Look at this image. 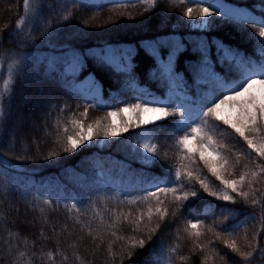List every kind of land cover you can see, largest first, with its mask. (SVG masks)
Listing matches in <instances>:
<instances>
[{
  "label": "trees",
  "instance_id": "obj_1",
  "mask_svg": "<svg viewBox=\"0 0 264 264\" xmlns=\"http://www.w3.org/2000/svg\"><path fill=\"white\" fill-rule=\"evenodd\" d=\"M224 1L254 11L259 19L264 18V0ZM85 2L86 6L67 3V0H55L54 8H45L35 26L39 28L48 19L51 26L47 29V35L43 31L32 30L31 12L28 13L29 22L24 25L23 32H16V22L25 14L23 0H6L7 7L0 5V34L4 37L0 44V89L3 87V80L8 77V65L19 60L24 69L22 80H17L13 90V118L22 111V98L27 95H23L21 91L27 90V85H33L35 89H47L46 92L43 90V94L39 91L34 95L29 92L30 101L32 98L37 101L38 96L48 102L45 104L53 106L46 112L45 105L36 109V114L42 110L45 114L42 119L37 117L42 124V140L37 138V132H19L22 142L27 145V151L21 150L19 142L14 146L9 144L11 136L18 133L13 129L14 125L9 128V136L0 142V151L3 153L0 171L6 173L3 178L22 190L25 186L28 189L26 198L16 192L14 198L0 206V254L5 257L0 259V264H11L17 252L26 253L17 260V264H168L169 249L172 247H176L177 251L170 255V264H201L204 257H208L207 264H225V260L228 264H234L240 258L225 247V239H236L244 251L251 250L246 247L247 243L255 245L259 241L264 246V234L254 238L261 227L258 209L245 205L240 197H236L235 205L211 197L203 192L195 179L191 184L183 178L180 181L183 192L197 191L202 194V198H191L195 200L191 208L187 207L188 202H183L184 207H178L171 194L160 195V200L164 201L160 207L168 211L163 222L156 215L151 222L147 218L149 205L153 210L157 206L155 199H150L147 203L139 200L135 204L129 202L132 197L144 194L143 186L153 183L149 181L144 184L148 177L153 180L163 179L173 165L194 171L210 184V190L219 191L222 188L220 181L208 172L198 155L194 164L182 159V151L175 146L174 136L167 130L157 132L159 139L154 140L160 147L161 156L167 150V161L146 163L143 160L140 155L143 150L138 147L142 143L138 139L140 128H132L120 137L108 140L97 137L72 153L62 150L66 136L74 134L71 123L73 119L81 120L85 125L97 119L107 123L103 118L109 111L123 107L125 103H136V98L142 97L141 103L144 100L169 99L170 89L158 63L161 58L167 60V55L160 52V48H171L166 37L176 36L184 45L185 50L179 56V65L188 63L193 56L199 57L197 46L203 43L209 53L213 70L224 76L228 62L224 60L221 44L237 51L240 56L259 62L261 57L258 54L256 35L260 25L253 27L251 20L246 25L240 24L221 12L220 15L209 18L207 29L194 28L192 21L183 16L187 7L196 8V4L188 3L187 0L184 3L181 0H157V6L147 12L144 9L150 6L151 0H136L135 7L131 4L117 7L110 0L99 4ZM30 6L36 7L35 0H30ZM216 11L213 9L214 13ZM69 12L71 19L61 22L60 15H67ZM129 14L134 19H129ZM30 30L31 38L25 42V35ZM10 34H15V39L11 42ZM109 45L118 48L120 61L127 56L124 63L105 55ZM153 45L156 55H153ZM73 54L79 57V63L74 69L70 67ZM13 75L15 76V72ZM30 75L32 77L29 78ZM90 79L95 85H99L101 96L94 91V86L84 85ZM229 79H239V74L230 73ZM134 83L146 86L151 93L140 94L135 90L132 92ZM188 84L193 85L192 79H188ZM183 88L180 85L172 93L173 107L182 101L187 103L185 96L194 101L197 98L194 93L208 90L206 85L201 84L199 88L193 85L185 94ZM92 91L95 94L89 95ZM85 108L86 117L82 115ZM177 118L169 117L166 121H157V124H164L170 130ZM57 122L59 127L56 126ZM65 127L68 129L66 133ZM145 127L152 129L153 126L150 124ZM225 127L221 124L212 134L218 145L226 146L221 148L222 153L229 159L226 178L238 179L246 171L245 165L255 170L248 155L251 150L235 133L221 136L220 132ZM228 131L232 132L231 129ZM2 132L3 128H0V133ZM182 134L181 132L176 135ZM33 138L37 140L34 145ZM56 140L59 143H54ZM190 147L195 149L197 141L193 140ZM52 151H56L58 155L45 159ZM103 155L114 156L118 162L124 161L127 165L121 170L100 171L95 159ZM25 156H31L32 159H24ZM237 156L240 157L238 165L235 164ZM254 156L255 153H251V157ZM257 163L264 164V159H258ZM165 186L174 185H161ZM253 187L256 189V198H260V194L264 193V176ZM243 190H249L247 184ZM45 199L51 200L52 204H43ZM74 202H77L79 211L72 209L69 212L64 206ZM37 203L39 207L34 206ZM9 204L12 208L18 206L19 214L11 210ZM224 206L254 212L257 219L245 220L242 212L235 219L228 211L221 214ZM40 208L44 209L43 214ZM26 212L36 216V220L28 221L24 216ZM142 212L144 219L139 231L133 232V225L124 222V216L127 215L129 220H133ZM197 217L201 221L197 229L202 233L199 237L191 234L192 230L187 224L189 220L195 223ZM221 221L229 225V230L233 224H240V228L229 236ZM157 223L161 227L149 240L151 229ZM8 230L19 232L15 241L17 247L12 250L13 256L8 255L7 245L3 243L8 239ZM130 238L145 239V246L135 249L126 247ZM109 242H112L111 255ZM199 245L203 246V251ZM129 251L133 253L131 260L127 258ZM33 252L36 253L35 257L31 256ZM41 252L45 254L43 258L40 257ZM49 252L53 254L52 260L47 258ZM65 256L66 260L63 259ZM180 256L188 259L181 261ZM251 264H264V261L256 258Z\"/></svg>",
  "mask_w": 264,
  "mask_h": 264
},
{
  "label": "snow or ice",
  "instance_id": "obj_2",
  "mask_svg": "<svg viewBox=\"0 0 264 264\" xmlns=\"http://www.w3.org/2000/svg\"><path fill=\"white\" fill-rule=\"evenodd\" d=\"M115 6L127 7L131 4L135 7L136 0H110ZM143 2V0H140ZM186 0H181V3ZM188 3L196 4V8L187 7L183 12V16L187 17L193 22V27H206L210 22L209 18L213 15H220L221 11L213 12L212 9H220L218 3L212 2V0H187ZM67 3H76L78 5H85V0H67ZM36 7L30 6V0H23L24 15L16 22V32L22 33L24 25L29 22L28 13H32L33 29L35 31H43L47 35V29L50 28L51 24L48 19L36 28L35 22L40 18L41 13L45 8H54L55 0H35ZM209 4V6H203ZM157 6V0H151L150 6L145 8L144 11H151ZM66 7V5H65ZM201 18L198 21L196 18ZM129 19L134 17L129 14ZM71 19V13L67 15H60L61 22H67ZM229 19L238 21L240 24H247L249 20L253 22V27L260 25L258 34L256 35V42L258 45V54L261 57L259 62H255L250 58L240 56L237 51H232L230 48L221 44V49L224 52V60L228 62L227 69L224 76L218 75L212 68L210 63L209 53L206 46L200 43L197 46V52L199 57L193 56L190 61L186 64L179 65V56L185 50L184 45L181 41H169L171 45L170 50L160 48V52L167 55V60L162 58L158 61L161 74L164 78L165 83L169 86L170 96L168 100H144L140 102L141 98H136V103H125L123 107H119L116 110L109 111L104 117L107 123H103L101 119L95 120L93 123H89L85 127L83 121L73 119L71 121L73 125L72 135L66 136V143L63 147V152L72 153L81 146H85L88 142L93 141L97 137H103L104 140H108L112 137L121 136L123 133L128 132L132 128H140L141 135L138 139H143V143L138 144V147L142 149L143 160L146 163H155L157 160L167 161L168 152L165 150L161 156L160 147L154 143V140L159 139L156 135L159 131H169V134L174 136V144L178 147L182 153V159H187L190 163H196L197 155L199 160L203 162L208 172L211 173L216 180L220 181L222 188L219 191L210 190L211 186L206 182L205 179H201L194 171L185 170L179 167L172 166L170 172H166L163 179H155L150 185L154 188V191L148 189L144 190V194L138 197H132L129 202L135 204L137 200L147 203L150 199L157 201V206L153 210L152 206L149 205L147 209V218L151 222L154 215L159 217V220L163 222L168 215L166 208H161L160 205L164 203L160 200V195L168 194L172 195L173 201L177 203L178 207H184L183 202H188L187 207L191 208V205L195 203V200L191 198H202V194L197 191H191V193L183 192V185L180 184L183 178L189 184L195 179L203 189L204 193H207L211 197H216L218 200L228 202L232 205L237 203L236 197H240L245 205L250 206L252 209L259 210V221L261 227L257 230L254 235L255 237L264 234V193L260 194V198H256V189L253 185L257 184L262 176H264V164L257 163L258 159H264V18L257 19L251 16L250 13L233 12L229 14ZM25 35V42L31 38V31ZM15 39V34L9 35V42ZM4 37L0 34V44L3 43ZM34 43V40L32 41ZM18 46L20 42H17ZM156 48L153 45V55H156ZM79 63V57L73 54L70 60V67L73 69ZM234 65V67H233ZM53 67V65H50ZM8 77L3 80V87L0 89V128H3V132L0 133V142L5 137L9 136V128L12 125L23 127L28 121L29 117L25 116L24 112L16 114L15 119L13 118L14 96L13 90L17 80H22L24 69L21 67L19 60L14 61L8 65L7 68ZM15 72V76L13 73ZM236 72L239 74V79H229V74ZM188 79H192L193 85L197 88L201 84L207 86V91L196 92V100H191L187 96V103L181 102L173 107L174 101L171 99V95L174 90L183 85L185 94L190 90L193 85L188 84ZM38 91L43 94V87H40ZM23 103H31L34 107L40 106V101H30L27 97L23 98ZM45 103H48L45 101ZM163 104L164 106H160ZM95 107V106H93ZM171 109V110H170ZM63 111V109H61ZM87 116V108L82 114ZM169 117H178L172 125V128L166 129L164 124H157V121H166ZM119 118V122L117 119ZM211 121V122H210ZM218 122V123H217ZM151 124L152 129H146L144 126ZM215 124V127L213 126ZM226 126L220 132L221 136H231L232 133L238 135L248 146L251 152L248 154L251 158V163L254 165L255 170H252L245 165L246 171L242 172L238 179H228L225 176V172L229 169V159L221 151V148L226 147L225 145H218L212 133L216 131L220 125ZM59 127V122H57ZM33 127H36L34 124ZM207 129H211L208 131ZM231 129L232 132H229ZM68 131L67 127L64 128V132ZM183 133L182 135H176L177 133ZM18 137L12 135L9 139V144L15 145ZM197 141V147L194 149L190 147L191 142ZM35 142V141H33ZM59 143V140L54 141ZM166 143V141L164 142ZM39 146H37L38 148ZM25 150L26 146H25ZM210 150V151H209ZM207 152V155L205 154ZM251 153H255L254 157H251ZM58 155L56 151L49 153L45 159H51ZM3 158V153L0 151V159ZM20 159V157H17ZM24 159H32L31 156H25ZM240 163V157L237 156L235 164ZM15 167V166H14ZM6 175L4 171H0V206H3L10 199L14 198V193L20 192L25 198L28 195L27 186L25 189H20L10 181L5 180L3 177ZM247 184L248 191H244V185ZM161 185H174L171 187H161ZM178 185V187L176 186ZM235 194V195H233ZM127 200L128 197H125ZM43 204L51 205L52 201L45 199ZM59 206V201H57ZM11 210H14L17 214L20 212V208L17 206L12 208L11 204L8 205ZM35 207H39V204H35ZM69 212L72 209L77 208V202L71 205H65ZM224 211H228L235 219L238 215L243 213L245 220L251 219L256 220L257 215L254 212L244 211L243 209L228 208L224 206L221 208V214ZM40 212L43 214L44 209L40 208ZM47 219V217H45ZM144 219V213L142 212L138 217L133 220H129V217L124 216V222H128L133 225L132 231H139V226ZM201 223L197 217L196 222L192 220L187 222L188 227L192 230L191 234L199 237L202 233L198 231V225ZM224 228V231L232 236L240 228V224H233L231 230L229 225L220 222ZM161 227L160 223L156 224L155 228L151 229V235L148 239L151 240L152 235ZM187 230V229H186ZM211 231V229H209ZM115 235V232H113ZM219 235V234H218ZM19 237V232L13 233L8 230V239H5L3 243L7 245L8 255L13 256V249L17 247L15 241ZM27 238L25 237V240ZM122 239V237H118ZM247 240V236H245ZM146 240L143 238L135 239L130 238L126 247L128 248H143ZM226 248L231 253L238 256L240 259L235 260L234 264H251V261L256 258H260L264 261V246H261L259 241L255 245L247 243L246 247L251 249L244 251L238 245L236 239H225L223 241ZM112 242H109V251L111 255ZM200 250L203 251V246L199 245ZM177 251L176 247L169 249V260L170 255ZM26 255L24 252H17L11 261V264H17V260L23 258ZM44 253H40V257H44ZM133 253L127 252V258L131 260ZM32 257L36 256V253L31 254ZM5 257L0 254V259ZM49 260L53 259L51 252L47 253ZM223 258V257H222ZM67 259V257H63ZM181 261H185L188 257L180 256ZM208 257H204L201 264H207ZM225 264L228 261L225 260Z\"/></svg>",
  "mask_w": 264,
  "mask_h": 264
},
{
  "label": "rangeland",
  "instance_id": "obj_3",
  "mask_svg": "<svg viewBox=\"0 0 264 264\" xmlns=\"http://www.w3.org/2000/svg\"><path fill=\"white\" fill-rule=\"evenodd\" d=\"M3 3H5V4H3ZM0 5H2V6H4V7H7L8 6V4L6 3V0H0ZM92 19V18H91ZM119 19V18H118ZM198 21H200L201 20V18H199V19H197ZM119 21H121V19H119ZM192 24H193V22H192ZM0 25H1V23H0ZM207 26H208V24H207ZM207 26L206 27H200V29H205V28H207ZM195 28H197V27H195ZM111 57H116V55H110ZM30 77H32L31 75L29 76V78ZM88 86H90V85H88ZM27 88V90H24V91H21V93H23V95L24 94H26L27 95V97H28V99L30 100V97H31V95H29V92H31L30 94H37V92H38V89L40 88V87H37L36 89H35V87L33 86V85H27L26 86ZM44 90V92H46L47 91V89H43ZM28 91V92H27ZM26 92V93H25ZM33 97H35V96H33ZM24 98V97H23ZM22 98V99H23ZM31 101H33V98H32V100ZM35 101V100H34ZM37 101H40L41 103H40V106H39V108L42 106V107H44V105H45V111L44 112H46V111H48V110H50V109H52L53 108V106L52 105H47V104H45V101L44 100H41V99H39V97L37 96ZM24 104V103H23ZM24 108V109H23ZM23 108H22V111L21 112H24V114H25V116H27V117H29V119H28V121L24 124V126L23 127H19V126H16V125H14V127H13V129H15V131H17L18 133H16L17 135H15V136H17L18 137V139H17V142H19V143H21V150L23 151V152H25V151H27V150H25V146H27L24 142H22V136L20 135L21 133H19L21 130H25V131H29V132H37L36 133V135H37V138L38 139H40V140H42L41 138L43 137L42 136V131H41V127H42V124L39 122V120H38V116H39V118L40 119H42L43 117H45V114L43 113V110H42V112L41 113H39V114H36V109H37V107H34L31 103H28V104H24L23 105ZM35 110V111H34ZM18 112V111H17ZM37 115V116H36ZM15 119V118H14ZM117 122H119V118L117 119ZM89 123H92V122H89ZM88 123V124H89ZM36 125V127H33V125ZM85 125V124H84ZM85 127H87V125H85ZM118 137H120V136H118ZM103 138V137H102ZM113 138V137H112ZM33 141H35V142H33ZM36 138H33V140H32V144L34 145L35 143H36ZM11 145V144H10ZM12 146V145H11ZM26 149H27V147H26ZM210 151V150H209ZM206 155H207V152L205 153ZM24 216H26L27 218H28V221H32V220H36V216L35 217H33L31 214H28L27 212L26 213H24ZM170 233V232H169Z\"/></svg>",
  "mask_w": 264,
  "mask_h": 264
},
{
  "label": "bare ground",
  "instance_id": "obj_4",
  "mask_svg": "<svg viewBox=\"0 0 264 264\" xmlns=\"http://www.w3.org/2000/svg\"><path fill=\"white\" fill-rule=\"evenodd\" d=\"M114 99V98H113Z\"/></svg>",
  "mask_w": 264,
  "mask_h": 264
}]
</instances>
